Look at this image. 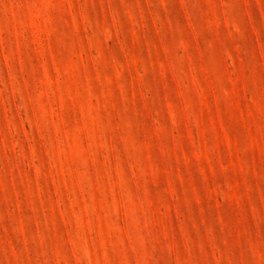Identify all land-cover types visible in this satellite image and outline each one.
Here are the masks:
<instances>
[{
    "label": "rangeland",
    "instance_id": "1",
    "mask_svg": "<svg viewBox=\"0 0 264 264\" xmlns=\"http://www.w3.org/2000/svg\"><path fill=\"white\" fill-rule=\"evenodd\" d=\"M0 264H264V0H0Z\"/></svg>",
    "mask_w": 264,
    "mask_h": 264
}]
</instances>
